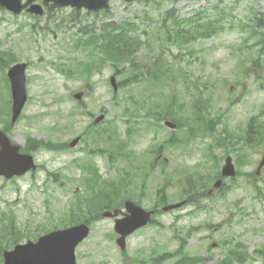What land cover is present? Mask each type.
Listing matches in <instances>:
<instances>
[{
    "label": "rangeland",
    "instance_id": "1",
    "mask_svg": "<svg viewBox=\"0 0 264 264\" xmlns=\"http://www.w3.org/2000/svg\"><path fill=\"white\" fill-rule=\"evenodd\" d=\"M157 1V4L147 5L141 1L130 3L124 0H111V15L106 17L102 15V18H107L106 20L133 19L139 24L140 32L150 26L151 28L147 29L150 43L142 49L139 63L145 69H150L155 66L156 58H159V63L164 60L162 86L159 85L158 89H155L148 80H142L127 88L120 87L116 92L118 97L113 96L114 89L110 82L114 73L112 61L103 72L95 74L90 81V85L93 86L90 90L86 80L60 70L72 66L74 61L71 59L75 56L81 59L85 55V52L71 49L73 39L76 38L75 33L79 29L78 23L75 24L71 20L72 8H58L52 10V14L47 13L36 18L26 12L15 16L0 9V52L2 51L0 56L5 55L7 58L14 55L16 57L14 60L28 63L26 74L29 99L22 118L10 130V136L22 145L28 135L44 140L71 142L85 131L90 122L100 125L108 120L118 121L123 129V122L128 118L123 113L127 104L133 106L143 100L146 108L141 114L144 115L149 110H164L167 104L172 102L170 100L172 94L176 93L179 96L177 100L182 104L176 109V113L184 127L170 129L165 125V128L160 126L153 130L142 128L141 134L132 145L136 152V163H145L147 166L152 159V154L149 155L148 151L155 144L170 138L173 131L176 138L185 136L188 127L184 119L193 114L192 119L186 120L192 123L196 115L190 100L191 92L194 90L191 88L188 91L185 83L192 86L190 81L200 82L203 85L199 86V90L205 92V97L207 92L206 105L209 106L204 116L208 119H217L212 136H223L227 128L231 138L225 151H229L237 163L246 161V164L240 167L241 171L256 172L264 156V144H255L252 147L240 137L247 129L252 116L259 115L260 126L264 128V69L249 67L250 61L242 64V59L251 51L249 46L253 40H244L245 34L237 28L181 46L177 43L161 42L157 36L158 29L161 28V15L173 6L178 9V15L182 18L189 17L200 8L206 7L222 21L227 20L226 24L234 17L237 23L239 20L251 23L258 21L264 25V0ZM146 12L149 13L151 20L145 19ZM86 13L81 12L86 23L99 24L100 20L94 14L90 13L86 17ZM255 14H258L261 20L253 19ZM29 23H36L40 31L32 34L29 31L31 28ZM70 25L72 27L68 29ZM142 37L145 39L146 35L143 34ZM256 49L253 48V51ZM173 54L179 55V59H173ZM245 66L246 68L248 66L247 73L242 72ZM174 73L177 76L176 81ZM121 76L123 75L117 76L118 82ZM80 90L87 91L83 106L73 98V94ZM8 96L7 79L0 77V108L4 107L1 98ZM143 117L139 116L136 120L143 119L141 122L144 126L146 119ZM209 140L217 142L216 138L198 136L189 141L188 145L168 147L162 153L159 161H164L167 157L169 164L160 162L152 168L155 171L150 173L147 181L144 207L150 208L153 205L158 188L164 183L161 171L164 167L176 174V177L169 181L170 201L181 202L182 198L179 195L181 187L180 183L177 184L179 175L176 169L201 173L211 171L213 159L208 160L207 157L205 159L203 155L204 145ZM88 149L82 140L72 149L64 151L44 149L35 154L37 162L45 165L49 171L63 173L62 177L60 176L63 184L55 181L54 176L48 177L45 169H38L35 177L31 173L14 180L0 177V212L12 210L16 216V229L22 228L24 233H28V229L24 227L26 223L30 228L43 225L46 229L61 225L65 222L63 220L69 205L76 200V189L78 192L82 189L78 181L80 169L75 160L86 159ZM220 150L218 149L216 153H223ZM93 160L100 166L105 178H118L124 173V167L133 170L131 159L128 163L123 160L114 162L112 166L107 157L97 156ZM145 171H149V167H146ZM226 183L233 184L227 195L215 194L203 198L202 204L206 206L204 208L200 209L198 207L200 205L186 204L179 209L160 213L157 216L160 224L148 225L137 231L128 238L125 250H121L116 243L114 220L97 221L92 226L88 239L78 248L79 264H120L124 260L125 252L144 260L156 253L154 249L157 250V254L175 250L180 244V238L188 240L186 252L206 257V262L199 264H217L226 256L228 249L239 240L245 244L249 253L263 248L264 166L254 178V187L244 176H239L236 184L230 179H227ZM237 202L239 203L236 204ZM12 242L0 244L8 245ZM214 243L217 245L213 246ZM255 255V259H248L245 264H263V256ZM237 262L235 261V264H238ZM0 264H3L1 257ZM134 264L141 263L136 260Z\"/></svg>",
    "mask_w": 264,
    "mask_h": 264
},
{
    "label": "water",
    "instance_id": "2",
    "mask_svg": "<svg viewBox=\"0 0 264 264\" xmlns=\"http://www.w3.org/2000/svg\"><path fill=\"white\" fill-rule=\"evenodd\" d=\"M34 1L36 0H27L26 3H23L22 0H0V6L20 13ZM50 1H53V8L72 5L79 9L86 6L89 10H98L107 7L109 0H44V4L47 5ZM28 11L41 14L43 8L38 4H33ZM25 67V64L19 63L14 65L9 72L14 96L13 121L18 118L27 100ZM76 97L81 98V94H77ZM0 145L2 147L0 150V173L12 176L15 173H24L34 167L32 157L20 155L19 148L12 146L3 131H0ZM149 218L150 213L137 208L130 220L118 221L116 228L126 235L147 223ZM89 231L90 229L86 224H81L63 231L52 232L42 237L37 244L29 243L22 249L17 248L8 253L9 264H76L75 247L88 235ZM118 242L124 248V237L120 238Z\"/></svg>",
    "mask_w": 264,
    "mask_h": 264
},
{
    "label": "trees",
    "instance_id": "3",
    "mask_svg": "<svg viewBox=\"0 0 264 264\" xmlns=\"http://www.w3.org/2000/svg\"><path fill=\"white\" fill-rule=\"evenodd\" d=\"M206 10L202 9L199 10L195 15L190 16L189 18H180L179 15H177V9L171 8L164 12L163 16V27L165 29V35L167 36L168 40L175 42H179V45L184 42V44L191 43L199 38H206L211 37L225 29L224 25L214 16V15H208L205 13ZM245 26H247L245 24ZM257 29L256 27H254ZM138 26L131 22L130 20H124V21H105L102 23L101 28L97 30L96 28L90 32L89 39L86 41L82 40L80 41L81 45H85L86 47L89 46L88 44L94 43L95 49L99 50L100 52H104L106 57H109L113 59L116 66L125 64V62L130 61L131 62V72L132 74H138L139 70L137 68L138 65V51L142 48V46L146 43V41H143L138 34ZM258 32V29H257ZM256 32L252 33V36L255 35ZM264 37H259L257 41L255 42V45L257 44H263V47L261 48L262 54L258 59L264 58ZM14 58H10V60H13ZM95 61L93 60V63ZM5 63V59L0 57V66H3ZM5 66V65H4ZM3 66V67H4ZM124 71L125 67L122 69H118ZM201 102L198 101L197 105L201 109L200 104ZM176 106V102L174 103ZM202 110V109H201ZM168 112H165L163 115L164 117H173L176 118V112L170 104V107L167 109ZM202 114H199V120H201ZM195 127V126H193ZM196 131H200L199 128H195ZM261 138H264V136H261ZM30 141H34L35 139H29ZM37 142V141H36ZM39 144H46L45 142H38ZM47 147L53 148V143L46 144ZM167 180L169 181L172 178V175L170 173H167L166 175ZM121 186V184H118ZM163 198L168 200V194L166 192V186L161 188ZM120 195V193H117ZM100 203H102L100 200H98ZM101 204H97L95 207H88L91 210H95V212L100 209ZM89 216L84 211H82L81 215H76L74 219L78 220H86ZM79 222V221H75ZM241 247H244L242 243L238 245V247L230 251L229 254L222 259L218 264H234L235 261L240 262L241 264H244L245 261L250 256L246 250L240 249ZM182 249V247L179 249V251ZM257 253H263L264 250H257ZM252 257V256H251ZM165 258V255L163 256ZM187 257L185 256V260ZM192 259L191 264H198L199 262L203 261V257H190Z\"/></svg>",
    "mask_w": 264,
    "mask_h": 264
}]
</instances>
